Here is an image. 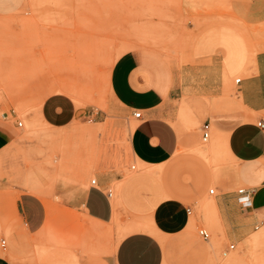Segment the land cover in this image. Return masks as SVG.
<instances>
[{"label": "rangeland", "instance_id": "rangeland-1", "mask_svg": "<svg viewBox=\"0 0 264 264\" xmlns=\"http://www.w3.org/2000/svg\"><path fill=\"white\" fill-rule=\"evenodd\" d=\"M233 3L234 0L2 2L0 122L16 124L17 132V147L11 157L14 175L10 176L14 180L10 187H16L15 198L5 203L4 221L7 240L13 232L22 234L18 254L11 257L15 264H111L109 257L122 233L138 223L153 227L150 216L134 219L123 228L120 224V230L113 224H100L82 209L67 206L59 190L65 181L91 185L97 172L111 163L121 161L128 173L142 167L128 145L134 123L123 124L121 132L115 130L120 116H127L113 100L110 89L111 69L121 55L150 48L174 60L177 53L191 46L201 21L208 15L211 23L228 20L240 28L253 51L264 48V20L258 24L247 22L246 17L254 12ZM237 77L244 75L232 78L226 87V102L211 103V114L216 118L245 110L236 103ZM5 83H10L11 88ZM53 93L69 94L78 106L87 109V115L65 128L49 127L39 113L43 101ZM210 144L200 137L193 152L208 161L200 152ZM217 148L221 155L223 151ZM212 188L216 189V185L208 186L209 194ZM203 226L211 232V238L207 259L201 264H264V241H252L253 234L263 231L264 226L252 230L234 249L230 248L234 242L218 237L209 225ZM196 236L204 240L198 228ZM174 256L168 251L163 264H177Z\"/></svg>", "mask_w": 264, "mask_h": 264}, {"label": "crops", "instance_id": "crops-1", "mask_svg": "<svg viewBox=\"0 0 264 264\" xmlns=\"http://www.w3.org/2000/svg\"><path fill=\"white\" fill-rule=\"evenodd\" d=\"M233 4L254 12L247 22H263L264 0ZM206 19L191 46L174 60L138 48L121 55L111 69V96L127 115L120 116L115 130L134 123L128 145L141 169L128 173L121 161L111 163L97 172L91 185L65 181L59 190L67 206L118 230L120 224L123 228L139 217H151L155 232L137 230L118 239L111 264H163L168 251L174 252L177 264H201L209 240H199L197 228L207 224L236 246L264 221V48L253 51L245 33L228 20L211 23V15ZM239 73L244 77L237 83L236 103L245 110L216 118L211 103L226 102V87ZM138 111L140 118L135 116ZM39 114L43 123L60 129L86 116L87 109L69 94L53 93ZM205 122L212 125L208 161L193 152ZM15 128L0 122V240L7 243L0 248V264H15L11 257L18 254L22 237L13 232L5 238V203L15 198L16 189L10 187ZM215 146L223 151L217 158L211 153ZM210 184L216 189L209 194ZM241 185L255 189L248 206L240 200Z\"/></svg>", "mask_w": 264, "mask_h": 264}, {"label": "built area", "instance_id": "built-area-1", "mask_svg": "<svg viewBox=\"0 0 264 264\" xmlns=\"http://www.w3.org/2000/svg\"><path fill=\"white\" fill-rule=\"evenodd\" d=\"M242 80V77H238L236 79V82L237 83H240ZM0 98H1V93H0ZM135 116L137 118H140L141 117V112L138 111V112H135ZM19 126H22L23 125V122L22 121H19L18 122ZM260 126L264 127V124L260 123ZM211 134H212V125L210 122H205L202 126V139L205 141V142H208L209 139L211 138ZM93 182H95V180H93ZM215 189L212 188L210 190L211 193H214ZM255 189L253 187H241L238 189V192L240 194V200L241 202L245 205V206H248L249 203H250V198H251V195L254 193ZM261 226H264V221L262 223H260L258 226H257V229L260 228ZM199 234L200 236L204 239V240H210L211 238V232H209L208 229L206 228H200L199 229ZM6 240L5 239H1L0 240V248H3L5 249L6 248ZM230 248L231 249H234L235 248V245L234 244H231L230 245Z\"/></svg>", "mask_w": 264, "mask_h": 264}, {"label": "bare ground", "instance_id": "bare-ground-1", "mask_svg": "<svg viewBox=\"0 0 264 264\" xmlns=\"http://www.w3.org/2000/svg\"><path fill=\"white\" fill-rule=\"evenodd\" d=\"M240 26V25H239ZM250 36V35H249ZM251 40H253V36H251ZM249 39V38H248ZM253 42V41H252ZM251 42V43H252ZM253 45H255V44H253ZM238 78V77H237ZM236 78V79H237ZM5 86H7L8 88H11V84L10 83H5L4 84ZM2 110V109H1ZM1 116V115H0ZM201 148V147H200ZM203 148H205L204 146H203ZM229 149V148H228ZM198 151H200V150H198ZM202 152H200V153H203L204 155H206L207 157H208V153H209V150H208V148L207 149H202L201 150ZM211 153L212 154H214L215 156H216V158L217 157H219V154H218V148H217V146H215V147H212L211 148ZM230 153V152H229ZM206 157V158H207ZM234 157V156H233ZM214 159V158H213ZM212 159V160H213ZM216 160V159H215ZM217 161V160H216ZM214 163V162H213ZM216 164V163H215ZM215 168V167H214ZM51 217V216H50ZM48 219V218H47ZM137 230H145V231H151V232H155V228H153L151 225H149V224H143V223H138V224H136V225H134V226H132V227H130L126 232H124V233H122L121 235H120V237H119V240H121L122 238H124V236H126L127 234H129V233H131V232H133V231H137ZM154 234V233H153ZM252 241L254 242V243H260V242H262V241H264V230L263 231H260V232H256L255 234H253V236H252ZM263 243V242H262ZM233 258V257H232ZM230 261V260H229ZM231 261H232V259H231Z\"/></svg>", "mask_w": 264, "mask_h": 264}]
</instances>
